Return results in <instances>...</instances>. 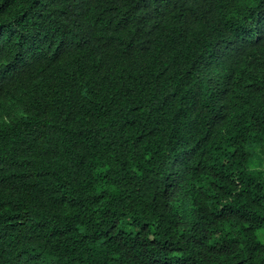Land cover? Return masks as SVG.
Instances as JSON below:
<instances>
[{
	"label": "trees",
	"instance_id": "trees-1",
	"mask_svg": "<svg viewBox=\"0 0 264 264\" xmlns=\"http://www.w3.org/2000/svg\"><path fill=\"white\" fill-rule=\"evenodd\" d=\"M0 264H264V0H0Z\"/></svg>",
	"mask_w": 264,
	"mask_h": 264
}]
</instances>
